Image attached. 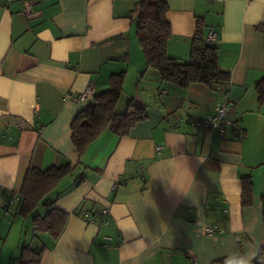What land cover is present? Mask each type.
<instances>
[{"label":"crops","instance_id":"0c3cea01","mask_svg":"<svg viewBox=\"0 0 264 264\" xmlns=\"http://www.w3.org/2000/svg\"><path fill=\"white\" fill-rule=\"evenodd\" d=\"M166 1L168 55L187 60L202 18L228 84L180 88L146 68L129 17L138 0H28L29 16L23 0H0V264L28 242L46 247L42 264H251L264 248V104L254 88L264 77V0ZM122 70L116 110L135 100L146 119L121 137L108 124L79 157L70 125L90 100L73 98L105 90ZM222 101L242 137L203 123ZM68 163L73 172L48 194L68 213L64 230L30 238L32 217L10 198L28 168ZM246 175L250 205L241 204Z\"/></svg>","mask_w":264,"mask_h":264},{"label":"trees","instance_id":"16d2710c","mask_svg":"<svg viewBox=\"0 0 264 264\" xmlns=\"http://www.w3.org/2000/svg\"><path fill=\"white\" fill-rule=\"evenodd\" d=\"M30 4L28 0H23ZM32 7V4H30ZM169 5L166 0H138L129 17L134 21L135 35L142 51L146 68L153 69L160 81L168 82L180 88H187L193 83L213 88L217 84H228L230 72L221 68L219 51L216 45L205 40L204 20L197 18L195 33L190 42L188 58L183 61L170 57L167 43L171 37V26L167 19ZM33 14V13H32ZM257 29L264 31L258 26ZM124 70L109 76L108 86L101 92L94 93L87 105L72 119L70 138L78 156H82L88 146L99 136L104 128L111 124V131L118 136H127L130 130L146 119L145 106L130 100L126 110H116L118 100L123 91ZM258 105L264 104V77L254 84ZM86 100V101H88ZM233 132H242L236 125L231 126ZM74 166H50L45 170L30 167L26 170L19 193L14 196L17 214L22 217L31 215L32 234H47L56 240L65 228L68 213L51 207L48 194L66 176L70 175ZM84 178H80L78 183ZM262 220H264V195L261 196ZM252 202V178L246 175L241 178V204ZM43 208V211L37 209ZM44 245L24 243L19 255L11 264H42ZM251 264H264V248L258 252Z\"/></svg>","mask_w":264,"mask_h":264},{"label":"built area","instance_id":"2783aa9c","mask_svg":"<svg viewBox=\"0 0 264 264\" xmlns=\"http://www.w3.org/2000/svg\"><path fill=\"white\" fill-rule=\"evenodd\" d=\"M23 13L27 16L31 15L33 13L32 7L30 4L24 2V9ZM205 40L208 43H214L217 41L216 33L213 29L207 30L205 34ZM94 94L93 89L90 87H87L82 91L79 95L73 98L75 102H84L92 97ZM228 111H229V105L226 101L218 102V104L215 105V113L212 117H209L206 121L203 123L205 126L213 127L218 129L219 134L221 137H224L226 133V128L231 124L234 125L235 123L231 122L228 119ZM10 202H13V198H10ZM102 214L104 216L109 215V208L105 207L102 210ZM204 232L207 234H213L215 232L214 228L212 227H205ZM108 238V237H106Z\"/></svg>","mask_w":264,"mask_h":264},{"label":"clouds","instance_id":"9594fccd","mask_svg":"<svg viewBox=\"0 0 264 264\" xmlns=\"http://www.w3.org/2000/svg\"><path fill=\"white\" fill-rule=\"evenodd\" d=\"M241 264H247V261H241Z\"/></svg>","mask_w":264,"mask_h":264}]
</instances>
